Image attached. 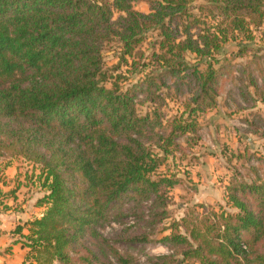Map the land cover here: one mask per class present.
I'll return each instance as SVG.
<instances>
[{
  "label": "trees",
  "instance_id": "16d2710c",
  "mask_svg": "<svg viewBox=\"0 0 264 264\" xmlns=\"http://www.w3.org/2000/svg\"><path fill=\"white\" fill-rule=\"evenodd\" d=\"M262 28L264 0H0V157L31 162L45 190L28 233L11 232L30 264H135L99 227L131 219L122 234L152 231L170 218L171 191L185 181L166 164L197 146L199 120L219 106L224 46L244 57ZM259 77L261 87L248 85L264 104V69ZM247 89L241 99L253 100ZM259 161L253 180L227 177L224 206L194 204L172 220L159 240L171 253L146 264H264Z\"/></svg>",
  "mask_w": 264,
  "mask_h": 264
},
{
  "label": "rangeland",
  "instance_id": "374dc122",
  "mask_svg": "<svg viewBox=\"0 0 264 264\" xmlns=\"http://www.w3.org/2000/svg\"><path fill=\"white\" fill-rule=\"evenodd\" d=\"M136 8L147 12L145 4H137ZM258 32H264V28ZM260 38L256 36L253 42H245L248 43V52L240 58H233L231 55L236 51V43L229 42L224 46L222 57H226L228 62L223 65L228 72L219 81V106L199 120L201 140L197 146L192 150H185L182 156L178 155L175 162L169 160L166 164L170 173H180V179L185 181L171 191L172 201L167 208L170 218L156 225L152 231L134 227L122 234L124 228L133 225L131 219L99 227L102 238L110 241L120 254L132 256L135 264H146L149 257L157 258L171 253L159 240L169 234L166 229L171 221L178 220L192 205L224 206L223 187L225 182H228L227 177L231 178L234 171L246 181L253 180L256 173H262L259 157H264V104L255 100L257 95L253 87L248 85L250 79L259 87L262 85L259 71L264 69V37ZM141 49L146 51L147 45L144 44ZM104 61L107 67H112L117 63L116 54L105 52ZM120 71H125V68ZM135 78L133 76L130 80L135 81ZM241 89H247L253 94V100H242ZM169 104L170 108L174 109V105ZM234 157L238 158V161H232ZM7 158L10 157H0V162ZM20 165L22 177L26 175L27 178H34L35 182L39 181L35 178L39 175V168L28 161H21ZM142 232L148 234L151 241H126L130 234ZM119 234L125 241H116ZM170 263L175 264L174 261Z\"/></svg>",
  "mask_w": 264,
  "mask_h": 264
},
{
  "label": "crops",
  "instance_id": "0c3cea01",
  "mask_svg": "<svg viewBox=\"0 0 264 264\" xmlns=\"http://www.w3.org/2000/svg\"><path fill=\"white\" fill-rule=\"evenodd\" d=\"M21 161L24 160L7 158L0 162V192L7 193L15 186H21L16 194L17 198L0 199V264H30L27 261L28 248L22 245L18 235L11 232L16 226H21L22 234L26 235L28 231L24 227L25 222L40 217L45 210L44 206H34L35 200L40 198L45 190L40 188L39 182H35L34 178L21 176Z\"/></svg>",
  "mask_w": 264,
  "mask_h": 264
}]
</instances>
